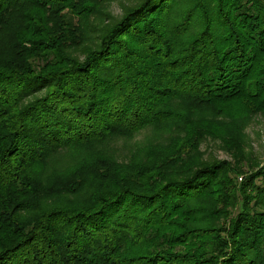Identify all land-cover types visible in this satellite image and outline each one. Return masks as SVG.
<instances>
[{"label":"trees","instance_id":"1","mask_svg":"<svg viewBox=\"0 0 264 264\" xmlns=\"http://www.w3.org/2000/svg\"><path fill=\"white\" fill-rule=\"evenodd\" d=\"M114 1L0 0V264H264V0Z\"/></svg>","mask_w":264,"mask_h":264},{"label":"rangeland","instance_id":"2","mask_svg":"<svg viewBox=\"0 0 264 264\" xmlns=\"http://www.w3.org/2000/svg\"><path fill=\"white\" fill-rule=\"evenodd\" d=\"M132 0H117L114 1L111 4L110 12L114 16H120L122 13V6L123 4H131ZM248 133L250 136V140L252 143V146L254 148V152L256 156L259 158V160H264V116H258L253 123L248 128ZM141 135H144L141 134ZM137 136L133 141L140 140L142 136ZM133 141H130V143H134ZM209 148V151L215 156H217L219 159H228L230 158L225 152L217 148L216 144H212L211 142L206 143L203 145V148Z\"/></svg>","mask_w":264,"mask_h":264}]
</instances>
